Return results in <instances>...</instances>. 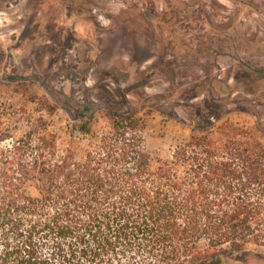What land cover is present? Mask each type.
Returning <instances> with one entry per match:
<instances>
[{
	"label": "trees",
	"instance_id": "trees-1",
	"mask_svg": "<svg viewBox=\"0 0 264 264\" xmlns=\"http://www.w3.org/2000/svg\"><path fill=\"white\" fill-rule=\"evenodd\" d=\"M97 108L71 113L63 149L39 117L0 152V264H199L264 248L259 135L225 120L155 158L148 115L102 107L100 126Z\"/></svg>",
	"mask_w": 264,
	"mask_h": 264
},
{
	"label": "rangeland",
	"instance_id": "rangeland-1",
	"mask_svg": "<svg viewBox=\"0 0 264 264\" xmlns=\"http://www.w3.org/2000/svg\"><path fill=\"white\" fill-rule=\"evenodd\" d=\"M87 107L100 126L102 107L148 115L155 158L225 120L264 142V0H0V152L39 117L65 148ZM199 264H264V248Z\"/></svg>",
	"mask_w": 264,
	"mask_h": 264
}]
</instances>
